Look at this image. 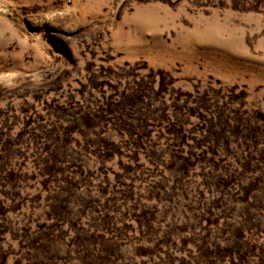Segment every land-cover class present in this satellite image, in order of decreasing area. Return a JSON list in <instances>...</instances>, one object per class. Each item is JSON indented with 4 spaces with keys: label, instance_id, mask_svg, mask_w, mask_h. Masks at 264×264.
Listing matches in <instances>:
<instances>
[{
    "label": "rangeland",
    "instance_id": "rangeland-1",
    "mask_svg": "<svg viewBox=\"0 0 264 264\" xmlns=\"http://www.w3.org/2000/svg\"><path fill=\"white\" fill-rule=\"evenodd\" d=\"M0 264H264V0H0Z\"/></svg>",
    "mask_w": 264,
    "mask_h": 264
}]
</instances>
